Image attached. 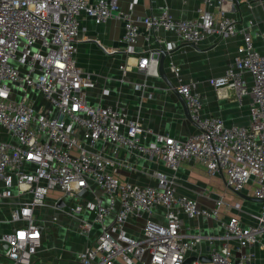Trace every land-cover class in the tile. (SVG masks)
<instances>
[{"label":"built area","instance_id":"1","mask_svg":"<svg viewBox=\"0 0 264 264\" xmlns=\"http://www.w3.org/2000/svg\"><path fill=\"white\" fill-rule=\"evenodd\" d=\"M204 1L206 6L213 3ZM216 4L218 15L200 6L196 16L184 18L166 6L157 14L135 16L119 0H0V202L15 203L10 219L19 223L0 235L6 245L0 264H56L36 260L46 233L36 211L50 205L51 191L59 193L52 206L77 220L80 234L90 235L95 225L100 228L94 241L77 252L76 264H186L191 256L197 258L188 264H208L197 253L208 236L184 231L182 213L191 219H215L223 237L236 240L235 245L213 243L205 254L210 264H255L254 248L264 237V201L257 211L246 210L241 201L218 195L207 207L177 190L182 164L196 160L209 175L223 174L233 192H246L250 185L251 196L264 199V51L255 49L250 32L239 30L228 14L234 0ZM82 13L98 24L123 20L118 52L127 60L121 68L131 69L128 60L133 58L140 72L154 75H159V49L164 46L139 51L142 28L153 34L174 32L179 41L196 44L212 34L241 31L243 43L224 73L210 83L220 96H228L221 91L231 89L240 103L248 98L249 123L227 124L220 116L205 114L197 84L183 82L181 68L171 60L175 87L197 126L186 138L155 131L139 113L89 103L86 89L95 85L94 73L75 58L85 39ZM164 43V49H174L172 41ZM121 149L161 163L171 174L145 171L153 184L122 179V162L116 157ZM65 197L74 203L60 206ZM159 208L162 221L156 220ZM87 212L92 216L85 217ZM133 218L145 219L136 236L128 229ZM58 220L56 213L50 223Z\"/></svg>","mask_w":264,"mask_h":264},{"label":"crops","instance_id":"2","mask_svg":"<svg viewBox=\"0 0 264 264\" xmlns=\"http://www.w3.org/2000/svg\"><path fill=\"white\" fill-rule=\"evenodd\" d=\"M133 1L119 0V4L124 10H129L132 7V12L135 16L157 14L165 6L176 17H194L197 15V10L200 6L216 15L219 14L216 0H212L213 3L209 6H206L204 0H137L131 6ZM234 3H236L235 8L229 11L228 14L237 21L239 30L250 32L255 49L261 52L264 51V0H234ZM80 19L82 27L85 28L81 32V37L85 39L79 43L75 58L81 67L93 72L95 75V78L93 75L95 85L86 89L89 103L113 104L128 110L132 114L139 113L145 125H150L155 131L168 133L178 139L186 138L197 129L196 124L186 117L177 94L171 90L160 75L140 72L136 67V60L133 58L128 60L133 64L131 69L124 71L121 68V65L127 60L123 53L118 52V48L122 44L121 36L124 32L123 20L111 18L98 24L85 13L81 14ZM142 30L143 34L136 44V48L139 51L149 48L154 50L159 45L165 48L164 40L165 42L172 41L174 43L175 50L168 55L165 63L168 76L175 86L177 80L170 69L171 60L181 68L180 77L183 82L197 84V90L204 96L203 111L205 114L220 116L227 124L245 125L249 123L248 98L240 103L236 100L235 94L231 89L228 91L223 89L221 94L228 92V96H220L210 83V78L224 73L227 65L236 54L239 45L243 43L241 31L236 35L227 36L212 34L203 42L197 44L201 49H196L185 44V42L179 41L174 32L161 31L153 34L145 31L144 28ZM87 50H95L107 56L106 65H104L103 69L97 70L96 74L90 69V60L84 54ZM247 81L250 84L252 78L248 76ZM116 157L121 159L122 162L118 173L125 180L139 184H153L154 180L148 178L145 171L158 169L171 174V171L163 164L144 157L136 158L128 154L124 149H121L116 154ZM176 177L178 192L195 197L199 204L203 206L212 207L215 203L214 198L218 195H224L228 199L242 197L226 186L223 174L209 175L206 168L196 160L184 162ZM252 188V186L247 185L246 192L243 193L251 196ZM50 196L48 199L50 206L46 207L50 208L52 214L46 218L45 207H43L37 209V217L45 224V222L49 223L54 214H58L59 220L57 222L45 225L46 232L47 228H54L53 232L59 236V240L55 239L53 241L54 245L47 248L48 251L45 252V255H41L39 253L40 250L44 249L45 245L49 243L45 239L46 233H44L42 248L36 255V260L55 261L56 264H76L77 252L94 241L100 228L93 230L91 234H94V237L92 240H88L91 234L88 235V238L84 237L87 235L80 234L77 220H69L62 212L52 206L54 197L58 196V191H51ZM24 197H28V195L21 198L23 199ZM242 198L245 200V202H241L246 210L257 211L260 208L259 202ZM237 201L240 200L238 199ZM65 203L72 204L74 200L65 197L64 205ZM14 206L15 203L11 201L3 200L0 202V235L12 231L19 224L18 222H12L10 219L11 210ZM162 212L161 208L157 209L156 220L162 221ZM181 215L184 220V231L201 232L208 236L201 241L197 253L207 254L213 243L216 245L223 243L235 245V239L223 237V229L215 219L203 217L191 219L185 213ZM84 216L91 217L92 214L87 212ZM144 223L145 219L142 218L131 219L128 223L129 232L132 235H138ZM73 232L78 233L79 239L74 245L76 249L67 252L65 248L66 239ZM4 247L6 245L0 243V251ZM254 250L256 252L255 264H264V237ZM208 264L210 263L208 262Z\"/></svg>","mask_w":264,"mask_h":264},{"label":"rangeland","instance_id":"3","mask_svg":"<svg viewBox=\"0 0 264 264\" xmlns=\"http://www.w3.org/2000/svg\"><path fill=\"white\" fill-rule=\"evenodd\" d=\"M84 54H86L85 56L87 58H89V60H90V62H89L90 63V69H92L95 72V74L97 73V70L103 69L104 65H106V61H108L107 56H104V55H102L101 53H99L98 51H95V50H87V51L84 52ZM94 78H95V75H94ZM238 199L240 201H242V202H245V200H243L242 197L237 198V199L230 198V202H234L235 203ZM47 206H50V205H47ZM44 212H45L46 218H48L52 214L50 208H48V207H45ZM230 215L231 216H238V214H236L234 212H231ZM45 224L46 225H49L50 224V221H49V223L45 222ZM94 230H98V225H95L94 226ZM53 231H54V228L53 227L47 228V232L45 234V239L48 240L49 243H47L45 245V248L44 249H41L40 250L39 253L41 255H45V252L48 251L47 248H49L50 246H53L54 245L53 241L55 239L57 241L59 240V236L56 233H54ZM84 237L85 238H88V236H84ZM93 237H94V234H91L90 237L88 238V240L89 239L92 240ZM78 239H79V236H78V233L77 232L76 233H74V232L73 233H70L67 236V239H66L67 244L65 246L67 252L68 251H71V250L74 251L76 249L74 245L76 244V242H77ZM76 247H77V245H76Z\"/></svg>","mask_w":264,"mask_h":264},{"label":"water","instance_id":"4","mask_svg":"<svg viewBox=\"0 0 264 264\" xmlns=\"http://www.w3.org/2000/svg\"><path fill=\"white\" fill-rule=\"evenodd\" d=\"M185 44H188V45H190V46H192L193 48H196V49H201V48H199V46H198L196 43H194V42H185ZM159 50H160V52H161L160 61H159V68H158V70H159V75L161 76V78H162L163 80H165V82H167V84H168V86L171 88V90H172L173 92H175V94H177V96H178V98H179V100H180V102H181V104H182V106H183L184 113H185L186 117H187L189 120H191V121L193 122L192 117H191V113H190V110H189V107H188V105H187L186 100L184 99V97H183L181 94L178 93L176 87H175L174 84L171 82V80H170V78H169V76H168V73H167V71H166V69H165L166 59H167L168 55H169L170 53H172L175 49H172V50H166V49H164V48H160ZM237 194H239L240 196H242V197H244V198H246V199H250V200H253V201H257V202H263V201H264V199H262V198H258V197H254V196H249V195H247V194H244L243 192H237ZM59 205H60V206L64 205V202H63V201H60V202H59ZM196 258H197V257H195V256H191V257H189V258L186 260V264L190 263L192 260H194V259H196ZM199 258H200L201 260L205 261V262H209V261H210V258H209L207 255H201Z\"/></svg>","mask_w":264,"mask_h":264}]
</instances>
